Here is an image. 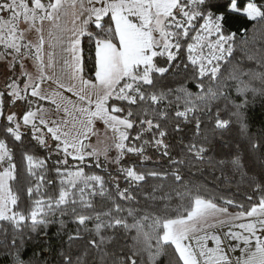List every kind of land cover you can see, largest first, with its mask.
<instances>
[{
    "label": "snow or ice",
    "instance_id": "1",
    "mask_svg": "<svg viewBox=\"0 0 264 264\" xmlns=\"http://www.w3.org/2000/svg\"><path fill=\"white\" fill-rule=\"evenodd\" d=\"M0 264H264V0H0Z\"/></svg>",
    "mask_w": 264,
    "mask_h": 264
}]
</instances>
